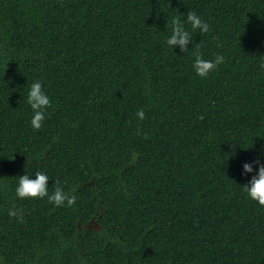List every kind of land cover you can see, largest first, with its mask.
<instances>
[{
  "label": "trees",
  "instance_id": "trees-1",
  "mask_svg": "<svg viewBox=\"0 0 264 264\" xmlns=\"http://www.w3.org/2000/svg\"><path fill=\"white\" fill-rule=\"evenodd\" d=\"M189 11L209 31L173 51ZM196 53L224 62L201 78ZM257 159L264 0H0V264H264V206L241 175ZM37 171L76 202L17 199Z\"/></svg>",
  "mask_w": 264,
  "mask_h": 264
},
{
  "label": "clouds",
  "instance_id": "clouds-1",
  "mask_svg": "<svg viewBox=\"0 0 264 264\" xmlns=\"http://www.w3.org/2000/svg\"><path fill=\"white\" fill-rule=\"evenodd\" d=\"M186 25H190L189 30ZM199 31L207 33L209 24L202 19L194 11L187 13L186 21L173 19L171 34L166 40V44L174 51L179 49L181 53L189 51L188 46L193 43L192 32ZM224 62V56L217 53L214 59H203L199 53H196L192 64L195 74L201 78H207L208 75L215 71ZM27 103L32 110L30 125L34 130H39L48 115L47 109L50 106V98L43 88L39 80H35L30 85L27 92ZM138 119L143 120L145 113L143 109L136 112ZM241 175L250 177L248 183L242 186L249 200L264 206V163H260L259 159L252 162H244L241 165ZM49 176L43 171H37L34 174H27L17 177L15 185V197L20 200L24 199H44L47 198L49 203L54 206H72L76 202V195L65 192V190L57 185L55 190L49 193ZM10 217L22 219V210L11 207L8 210Z\"/></svg>",
  "mask_w": 264,
  "mask_h": 264
}]
</instances>
